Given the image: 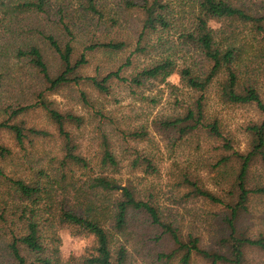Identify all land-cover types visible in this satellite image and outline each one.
I'll list each match as a JSON object with an SVG mask.
<instances>
[{
  "label": "rangeland",
  "instance_id": "rangeland-1",
  "mask_svg": "<svg viewBox=\"0 0 264 264\" xmlns=\"http://www.w3.org/2000/svg\"><path fill=\"white\" fill-rule=\"evenodd\" d=\"M102 13L101 20L87 12L85 0H46V12L36 14L18 8L19 0H0V107L8 105L27 106L35 102L34 94L43 90V85L24 60L17 57V50L25 44L35 45L44 55L49 70L54 71L58 62L40 33L51 35L61 43L69 41L74 47V59L82 54L84 44L91 42H124L126 48L121 52L98 51L86 53L87 64L80 71L82 76L103 77L115 71L128 58L131 74L154 59V52L138 55L136 41L141 31L138 15L126 10L125 0H95ZM263 0H240L253 13L264 15ZM257 3L258 7L252 6ZM171 5V6H170ZM179 22L190 27L191 14L197 0H175L169 3ZM60 22L68 25L73 37H66ZM210 26L217 30L216 22ZM252 24L234 25L226 36L235 37L237 58L234 67L241 85H252L264 98V42L259 34L253 32ZM181 31V30H180ZM175 28L147 35V44L154 43L175 46L181 50V33ZM158 39H161L158 41ZM166 49V47H165ZM183 52H174L172 59L177 70L185 67L205 69L208 64L193 48L183 45ZM84 53V52H83ZM159 54L161 52H158ZM149 54V55H148ZM215 82L205 94V116L207 121L217 120L222 135L231 140L232 151H225L222 139L207 137L205 134L188 135L182 140L172 133L158 129L160 121L174 117L193 104L196 95L186 88L177 74L170 76L166 83L149 82L141 88H128L113 83L109 95L103 96L89 85L64 88L54 94H47L51 108L60 113H69L83 119L80 128L67 127L77 147L78 153L86 158L93 171L86 172L78 167L60 169L62 160L57 133L44 112L34 110L24 116L28 127L41 129L50 134L48 138L34 140L33 146L25 144V151L18 149L8 137L3 142L13 152L12 159L5 164L6 172L25 181H38L52 187L51 197L56 202L65 201L68 206L81 213V203L93 200L104 208L106 196L89 193L84 182L91 175L103 174L114 178L118 187L129 189L136 198L155 207L163 221L173 222L179 228L183 239L188 235L197 236L202 247L217 250L219 216L225 213L202 198L191 195V184H198L228 201V192L238 171V162L230 158L216 165L231 152L245 153L251 141L246 131L248 126L260 124L263 115L253 104L228 105L218 96ZM83 92L87 99L84 105L80 99ZM97 112L104 114L101 121ZM2 116H0L1 118ZM140 132L146 136L142 140H123L117 130ZM104 132L111 143V150L119 165L116 170L102 167L99 161L100 132ZM149 157L154 166L152 174L131 170L133 153ZM40 176H37L39 173ZM62 172H66L61 181ZM249 188L264 186V164L255 161L248 172ZM119 193H111L116 198ZM87 196V198H85ZM100 211V209H99ZM103 221L106 220L105 213ZM239 228L248 236L264 237V195H251L247 211L241 217ZM104 227L110 231L112 247L124 246L128 252L126 264H178L179 259L159 260V254H168L171 244L164 238L157 240L160 231L151 226L141 214L129 217L127 225L120 233L114 232L109 224ZM57 252L53 264H82L94 246L91 236L77 233L74 229L60 228L56 234ZM2 248V247H1ZM55 248V246H54ZM52 254V253H50ZM1 262H7L8 259ZM191 264H207L204 260L194 259ZM245 264H264V253L249 249Z\"/></svg>",
  "mask_w": 264,
  "mask_h": 264
},
{
  "label": "trees",
  "instance_id": "trees-1",
  "mask_svg": "<svg viewBox=\"0 0 264 264\" xmlns=\"http://www.w3.org/2000/svg\"><path fill=\"white\" fill-rule=\"evenodd\" d=\"M175 0H125L123 6L126 10L135 11L141 26V31L136 41L134 53L143 56L154 52V59L131 74L126 70L131 67L128 58L115 71L104 75L86 77L80 71L87 64L86 53L107 51L121 52L126 48L124 42H91L83 46L82 54L74 59L75 49L69 41L64 44L51 35L40 33L58 62V67L49 70L44 55L35 45L25 44L17 50V57L24 60L43 85V90L34 94L35 102L21 106L8 105L0 107V259H8L0 264H53L57 252L56 234L60 228L74 229L77 233L91 236L94 246L88 256L84 257L82 264H126L128 252L124 246L112 247L111 234L104 225L109 224L111 229L120 233L127 225L128 219L133 214L145 216L151 226L160 231L157 240L166 239L172 246L168 254H159V260L178 258V264H191L192 260L200 259L207 264H245L247 251L254 249L264 253V237L248 236L238 224L247 211L251 195H264V186L249 188L248 172L251 165L259 160L264 164V98L250 84L241 85L239 75L234 67L237 58V48L234 45L235 37L226 36L229 28L234 25L247 26L252 24L253 32L261 36L264 42V15L253 13L240 0H197L194 13L191 14L190 27L185 30V24L171 9L169 3ZM46 0H19L18 8L36 14L46 12ZM86 11L101 20L102 13L97 8L95 0H85ZM264 5V0L260 2ZM252 6L258 7L257 3ZM211 22L220 24L214 30ZM64 34L72 38L73 34L68 25L60 22ZM181 30V50L175 46L162 44H147V35L166 31L168 28ZM161 39H158L160 41ZM185 47L193 48L199 52L208 64L205 69L198 71L196 68L185 67L177 70L176 62L172 59L174 52H183ZM166 47V49H165ZM84 52V53H83ZM158 52H161L160 54ZM149 55V54H148ZM177 74L181 83L191 90L196 98L182 114L160 121L158 129L162 132L172 133L176 139L182 140L188 135L205 134L207 137L222 139L221 146L225 151H232L231 140L224 137L217 120H208L205 116V94L215 82L218 96L228 105L253 104L263 115L260 124L248 126L246 131L251 136L249 148L245 153L231 152L230 158L237 160L239 166L235 180L228 192L229 200L225 201L212 192L191 184V195L202 198L207 202L221 208L223 215L218 218L219 235L217 250L202 247L197 236L188 235L183 239L178 227L173 222H165L158 210L148 202L141 201L129 187H118L114 178L103 174L91 175L84 182V187L95 197L106 196L104 208L97 206L86 199L81 203V213L76 208L68 206L63 200H52V187L40 184L38 181L28 182L6 172L5 164L12 159L13 152L3 142L4 137L10 138L20 150L25 151V144L33 146L34 140L48 138L47 131L28 127L24 116L34 110L45 113L53 125L59 140L62 160L60 169L78 167L86 172L93 171L90 162L78 153V147L67 127L72 125L80 128L83 124L81 117L60 113L52 109L47 101V94L57 93L64 88H70L85 83L98 94L107 96L113 83L122 84L128 88H141L149 82L166 83L167 79ZM84 105H88L86 96L80 93ZM89 106V105H88ZM97 116L106 119L99 112ZM118 134L125 141L142 140L146 135L140 132H125L118 129ZM99 161L102 167L116 170L119 163L111 150V143L104 132H100ZM134 158L130 164L131 170H139L145 174H152L154 166L149 157L133 153ZM40 172L37 176H40ZM66 172H62L61 181L65 180ZM119 193L116 198L111 193ZM87 198V196L85 197ZM100 209V211H99ZM105 213L106 220L103 219ZM55 246V248H54ZM2 247V248H1ZM52 253V254H50ZM54 261V260H53Z\"/></svg>",
  "mask_w": 264,
  "mask_h": 264
}]
</instances>
